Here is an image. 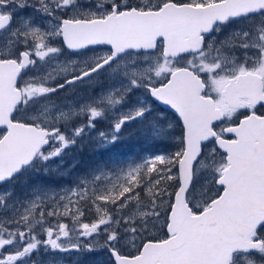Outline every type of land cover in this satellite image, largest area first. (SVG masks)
<instances>
[{
	"label": "snow or ice",
	"instance_id": "snow-or-ice-1",
	"mask_svg": "<svg viewBox=\"0 0 264 264\" xmlns=\"http://www.w3.org/2000/svg\"><path fill=\"white\" fill-rule=\"evenodd\" d=\"M0 126V264H264V0H0Z\"/></svg>",
	"mask_w": 264,
	"mask_h": 264
},
{
	"label": "rangeland",
	"instance_id": "rangeland-1",
	"mask_svg": "<svg viewBox=\"0 0 264 264\" xmlns=\"http://www.w3.org/2000/svg\"><path fill=\"white\" fill-rule=\"evenodd\" d=\"M27 12H31V9H28ZM101 50V49H100ZM166 115H168L165 110L163 111ZM169 116V115H168ZM170 119H173L171 116H169ZM102 121L98 122V124H101ZM105 123V122H104ZM100 130V129H99ZM125 131V130H124ZM0 134H2V132H0ZM125 135H127V131L125 133ZM144 146V149L143 150H140L139 147H137L139 149H136L134 151V155H127V157L125 158H128V157H135V158H139L140 156H144V155H149V154H154L156 151L155 150H149V146H146V145H142ZM169 151H174L173 149H168ZM71 152L74 156H76V152H75V148L71 149ZM78 170V169H77ZM77 172V171H76ZM75 172L73 174H70V175H66V176H63V177H56L54 178V182L57 186H70L75 178ZM89 221H86V222H90L92 221L93 219H95V216L92 215L89 216ZM64 222L66 223H70V221L65 218ZM43 238V237H41ZM96 239L98 241H102V236H98L96 237ZM127 251V250H126ZM91 255H94L95 256V261H90L88 262V264H109V260H110V257L107 255L106 252H94V253H91ZM90 259V258H89ZM64 264H74V261H73V257L72 256H69L65 259L64 261ZM87 264V263H86Z\"/></svg>",
	"mask_w": 264,
	"mask_h": 264
},
{
	"label": "trees",
	"instance_id": "trees-1",
	"mask_svg": "<svg viewBox=\"0 0 264 264\" xmlns=\"http://www.w3.org/2000/svg\"><path fill=\"white\" fill-rule=\"evenodd\" d=\"M157 107L162 110V108L160 106L157 105ZM165 112L169 116H171L173 119H175V116L171 112H169V111H165ZM124 130H125L124 131V134L126 133V131H127V134H128L132 129L126 127ZM142 145L148 146L139 137H133L132 139H130L127 142H125L124 144L118 145V147L116 149H114V151L115 152H118L122 158H125V157H127V155H134V151L136 149H138L137 147H139L140 150H143L144 149V146H142ZM139 149H138V151H139ZM171 149L175 150L174 148H171ZM152 150H155L156 151V149H152ZM75 151L77 152V155H79V157L81 155V158L82 159H85L87 157V155L91 156L90 154H88L89 151L87 149H85L83 151V153H79L76 148H75ZM76 171L77 172H82L83 169L82 168H78V170H76ZM92 215H94V214L91 213V212H87L86 211L84 217L82 218V222L89 221L90 220L89 219V216L92 217ZM91 260L92 261H95V256L94 255H91V254H87V255H85V256L82 257V259L80 260V264H86V263L88 264V262H90Z\"/></svg>",
	"mask_w": 264,
	"mask_h": 264
},
{
	"label": "flooded vegetation",
	"instance_id": "flooded-vegetation-1",
	"mask_svg": "<svg viewBox=\"0 0 264 264\" xmlns=\"http://www.w3.org/2000/svg\"><path fill=\"white\" fill-rule=\"evenodd\" d=\"M26 12H27V10H26ZM102 49H103V50H106V48H102ZM107 127H108V125H107L106 123H104L103 121L101 122V124H98V123H97V128L100 129V130H106ZM76 156H77V155H76ZM77 158H79V159L82 160V158L79 157V155L77 156Z\"/></svg>",
	"mask_w": 264,
	"mask_h": 264
},
{
	"label": "water",
	"instance_id": "water-1",
	"mask_svg": "<svg viewBox=\"0 0 264 264\" xmlns=\"http://www.w3.org/2000/svg\"><path fill=\"white\" fill-rule=\"evenodd\" d=\"M104 47H107V46H104ZM160 106H162L163 108L167 109V107H166V106H164V105H162V104H160ZM168 110H169V109H168ZM0 129H3V127H2V126H0Z\"/></svg>",
	"mask_w": 264,
	"mask_h": 264
}]
</instances>
